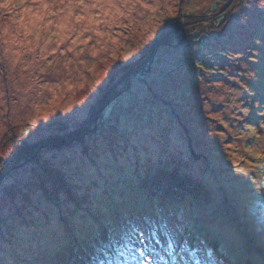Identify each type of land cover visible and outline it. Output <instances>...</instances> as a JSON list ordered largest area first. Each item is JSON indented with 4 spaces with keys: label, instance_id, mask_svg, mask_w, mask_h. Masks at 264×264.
Instances as JSON below:
<instances>
[{
    "label": "rangeland",
    "instance_id": "obj_1",
    "mask_svg": "<svg viewBox=\"0 0 264 264\" xmlns=\"http://www.w3.org/2000/svg\"><path fill=\"white\" fill-rule=\"evenodd\" d=\"M0 163V264H264V0H0Z\"/></svg>",
    "mask_w": 264,
    "mask_h": 264
},
{
    "label": "trees",
    "instance_id": "obj_2",
    "mask_svg": "<svg viewBox=\"0 0 264 264\" xmlns=\"http://www.w3.org/2000/svg\"><path fill=\"white\" fill-rule=\"evenodd\" d=\"M189 17H191V16H188V18L185 19V22L186 23H190V21L192 20V19H189ZM220 18H222V13L220 14V17L216 18V20H218ZM199 20L200 19H196L195 18L194 21L195 22H198ZM202 23H204V22L202 21ZM213 23L217 26L218 24L222 23V19H220V20H218L216 22H213ZM178 33L179 32H177V36H178ZM103 101H104L103 99L102 100L99 99V101H98V106L96 107L97 110H98V112L100 111L99 109L102 110V106H104L106 104V102H107L106 101L104 103V105H103ZM98 107H99V109H98ZM95 126L98 127L97 125H95ZM82 133H83V131L82 132L80 131L77 134H78V136H81ZM71 136H73V135H71ZM52 141L53 142H60V138L59 137H56V138H53V139H49L47 141H42V142L34 143L32 145H27L26 143H23V147L17 148L16 149V152L14 153L15 155H13V156L15 157V160H17V161L20 160V159L21 160H24V159L27 160V159H29L31 157H34L37 154V152L39 151L40 148H43L48 143L50 144V142H52ZM15 166H16V163H13L12 165H8L7 163L6 164L5 163H0V178H8L9 175H10V172L14 169ZM259 169H262V168L260 167ZM164 174H165L164 176H169V179L172 180L171 182L173 183V186L175 188L176 193H177V190H181L183 193L184 192H191L193 190H196L197 191V182L196 181H193L194 179L190 175H188V174L181 175L178 171H167ZM157 189H158V191H161L163 189V182L158 184V188ZM174 196H177V194L174 195ZM210 225H211L210 226L211 227L210 229L212 230V232L209 233V234L214 235L215 236V239L219 240L220 239V237H218L219 236L218 235L219 233L215 234V230L216 229H219L218 228L219 226L216 225V224L215 225L214 224H210ZM207 228H208L207 230L210 231L209 225H207ZM206 236H207L206 237L207 243H209V246L211 247V249L214 250L212 252V254H215V257L217 258V261L216 262L219 263L220 257H218V256H220L221 254H219L218 247L216 249L213 248V245L215 243H217V242L214 239H213L214 241L211 240V239H208V234ZM243 256H244V254H243ZM212 257H213V255H212ZM213 261H214V259H213ZM253 262H257V259L253 260ZM191 264H198V263H197V261L192 260L191 261Z\"/></svg>",
    "mask_w": 264,
    "mask_h": 264
},
{
    "label": "bare ground",
    "instance_id": "obj_3",
    "mask_svg": "<svg viewBox=\"0 0 264 264\" xmlns=\"http://www.w3.org/2000/svg\"><path fill=\"white\" fill-rule=\"evenodd\" d=\"M263 168V167H262ZM245 204V203H244Z\"/></svg>",
    "mask_w": 264,
    "mask_h": 264
}]
</instances>
